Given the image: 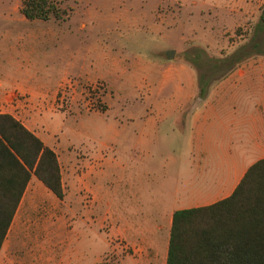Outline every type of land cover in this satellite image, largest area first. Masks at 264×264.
<instances>
[{
    "label": "rangeland",
    "instance_id": "374dc122",
    "mask_svg": "<svg viewBox=\"0 0 264 264\" xmlns=\"http://www.w3.org/2000/svg\"><path fill=\"white\" fill-rule=\"evenodd\" d=\"M23 1L0 0V107L35 106L46 117L41 131L50 123L86 126L92 112L136 109L151 92L146 75L166 78L167 64H193L197 49L211 58L232 54L264 13V0H50L59 20L21 23L14 20L24 17ZM34 191L16 214L0 264H117L128 253L120 243L106 251L109 230L98 216L71 214L49 192Z\"/></svg>",
    "mask_w": 264,
    "mask_h": 264
},
{
    "label": "crops",
    "instance_id": "0c3cea01",
    "mask_svg": "<svg viewBox=\"0 0 264 264\" xmlns=\"http://www.w3.org/2000/svg\"><path fill=\"white\" fill-rule=\"evenodd\" d=\"M165 69L166 78L145 76L151 92L139 107L86 114L94 115L86 126L65 130L50 123L41 131L46 117L35 106L7 101L0 107L51 148L61 168L64 199L33 174L17 212L28 191L49 192L66 212L99 217L97 224L109 230L106 251L118 243L129 250L117 264H167L174 213L229 199L249 167L264 159V56L214 81L205 100L198 97L194 66Z\"/></svg>",
    "mask_w": 264,
    "mask_h": 264
},
{
    "label": "trees",
    "instance_id": "16d2710c",
    "mask_svg": "<svg viewBox=\"0 0 264 264\" xmlns=\"http://www.w3.org/2000/svg\"><path fill=\"white\" fill-rule=\"evenodd\" d=\"M21 12L30 21L61 18L50 0H24ZM263 47L264 13L249 42L232 54L211 58L197 49L191 65L198 70V97L205 100L214 81L264 56ZM33 174L64 199L57 154L15 117L0 113V252ZM167 264H264V159L249 167L229 199L174 213Z\"/></svg>",
    "mask_w": 264,
    "mask_h": 264
},
{
    "label": "water",
    "instance_id": "95a60500",
    "mask_svg": "<svg viewBox=\"0 0 264 264\" xmlns=\"http://www.w3.org/2000/svg\"><path fill=\"white\" fill-rule=\"evenodd\" d=\"M168 54H169V56H173L174 55V52H171V53L169 52Z\"/></svg>",
    "mask_w": 264,
    "mask_h": 264
}]
</instances>
